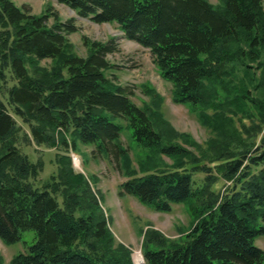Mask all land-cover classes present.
Listing matches in <instances>:
<instances>
[{
    "label": "trees",
    "instance_id": "1",
    "mask_svg": "<svg viewBox=\"0 0 264 264\" xmlns=\"http://www.w3.org/2000/svg\"><path fill=\"white\" fill-rule=\"evenodd\" d=\"M56 1L117 23L147 48L172 100L210 135L199 142L177 130L149 85H142L149 101L136 105L107 73L109 43L84 38L86 55L76 52L72 19L0 0V239L34 233L9 264H135L110 228L96 177L72 164L68 150L78 143L101 155L114 148L125 176L120 194L164 212L196 202L192 225L177 237L150 223L142 229L141 264H264L255 243L264 235V0ZM116 117L144 153L132 156L121 144ZM21 144L60 148L56 172L35 185L43 161H31Z\"/></svg>",
    "mask_w": 264,
    "mask_h": 264
},
{
    "label": "rangeland",
    "instance_id": "2",
    "mask_svg": "<svg viewBox=\"0 0 264 264\" xmlns=\"http://www.w3.org/2000/svg\"><path fill=\"white\" fill-rule=\"evenodd\" d=\"M13 1L16 5L24 6L37 15L51 11L57 13L62 21L72 19L77 30L68 34V38L80 55L87 53L84 38L109 43L113 47V51L106 54V58L111 63L107 73L128 89L130 98L136 105L142 106L145 101H149V97L142 91L143 84L149 85L162 96L164 115L177 130L190 133L199 142L208 138L210 131L199 122L195 114L186 105L172 100V84L161 75L150 51L136 41L125 37L117 23L95 22L89 17L78 15L69 6L56 0ZM209 1L214 5L221 4V0ZM52 22L53 16L49 18L48 23L52 24ZM48 62V60H43L41 64L47 65ZM114 121L123 125L120 141L123 146L128 148L129 153L132 156L135 155V152L144 153L146 148L136 145L132 139V130L127 126V120L116 117ZM108 148V155L105 153L101 155L94 145L78 143L77 149L69 148L68 153L75 170L83 172L90 178L96 177L94 186L101 195L104 211L110 217L111 230L118 240L131 247L134 262L141 264L144 260L141 249L142 229L150 223L164 235L170 238L177 237L179 232L189 229L192 225L195 216L190 209V204L195 205L196 202L193 199L192 203L189 201L174 203L169 212H164L142 203L131 194H120L119 184L125 180V176L119 170L114 148L111 145ZM20 149L28 155L31 161L36 162L38 159L43 161L42 170L34 181L35 185L41 184L56 172L55 154L62 151L60 148L21 144ZM221 188H223V184ZM33 240L32 230L23 231L21 239L15 243H6L0 239V253L4 263L9 264L12 256L18 251H23L25 246L32 243ZM255 243L264 249V235L258 236Z\"/></svg>",
    "mask_w": 264,
    "mask_h": 264
},
{
    "label": "bare ground",
    "instance_id": "3",
    "mask_svg": "<svg viewBox=\"0 0 264 264\" xmlns=\"http://www.w3.org/2000/svg\"><path fill=\"white\" fill-rule=\"evenodd\" d=\"M138 262H140V260H138Z\"/></svg>",
    "mask_w": 264,
    "mask_h": 264
}]
</instances>
